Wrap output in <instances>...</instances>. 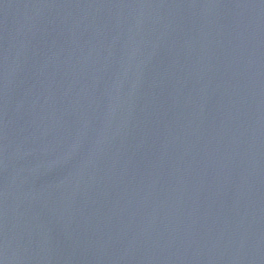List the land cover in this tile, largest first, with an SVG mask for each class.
Instances as JSON below:
<instances>
[{
	"label": "water",
	"instance_id": "95a60500",
	"mask_svg": "<svg viewBox=\"0 0 264 264\" xmlns=\"http://www.w3.org/2000/svg\"><path fill=\"white\" fill-rule=\"evenodd\" d=\"M0 264H264V0H0Z\"/></svg>",
	"mask_w": 264,
	"mask_h": 264
}]
</instances>
